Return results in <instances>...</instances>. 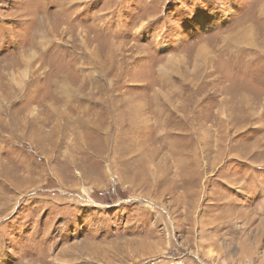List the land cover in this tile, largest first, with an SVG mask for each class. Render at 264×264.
<instances>
[{
	"label": "rangeland",
	"instance_id": "rangeland-1",
	"mask_svg": "<svg viewBox=\"0 0 264 264\" xmlns=\"http://www.w3.org/2000/svg\"><path fill=\"white\" fill-rule=\"evenodd\" d=\"M0 264H264V0H0Z\"/></svg>",
	"mask_w": 264,
	"mask_h": 264
}]
</instances>
